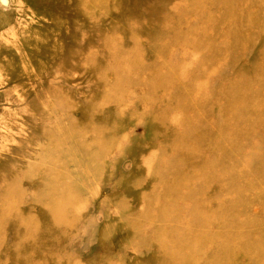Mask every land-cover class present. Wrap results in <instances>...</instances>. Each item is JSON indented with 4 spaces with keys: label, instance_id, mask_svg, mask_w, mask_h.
<instances>
[{
    "label": "rangeland",
    "instance_id": "374dc122",
    "mask_svg": "<svg viewBox=\"0 0 264 264\" xmlns=\"http://www.w3.org/2000/svg\"><path fill=\"white\" fill-rule=\"evenodd\" d=\"M263 58L264 0H0V264H264Z\"/></svg>",
    "mask_w": 264,
    "mask_h": 264
},
{
    "label": "bare ground",
    "instance_id": "6f19581e",
    "mask_svg": "<svg viewBox=\"0 0 264 264\" xmlns=\"http://www.w3.org/2000/svg\"><path fill=\"white\" fill-rule=\"evenodd\" d=\"M230 3V2H229ZM200 4V3H199ZM196 6V5H195ZM253 18H251L250 20H251V23H252V21L254 22V19L252 20ZM248 21V20H247ZM218 24V23H217ZM221 24H223V23H221ZM214 25H216V24H214ZM222 28V27H221ZM232 29V28H231ZM233 30V29H232ZM218 31H220V30H218ZM231 32V31H230ZM229 32V33H230ZM233 35V34H232ZM234 37V36H233ZM179 39V38H178ZM232 45V44H231ZM186 46H188V45H186ZM196 47V46H195ZM197 48V47H196ZM230 48V47H229ZM199 49H201V47H199ZM213 49V48H212ZM203 51V50H202ZM211 53V52H210ZM207 54V53H206ZM263 60H264V58H263ZM262 61V60H261ZM264 62V61H263ZM260 64V63H259ZM262 67V66H261ZM258 69H259V67H258ZM264 69V68H263ZM263 69H261V70H263ZM260 71V70H259ZM262 72V71H261ZM260 72V73H261ZM263 73V72H262ZM244 79V78H243ZM264 79V78H263ZM240 80H242V79H240ZM239 80V81H240ZM249 80V79H248ZM244 81V80H243ZM261 81V80H260ZM245 82V81H244ZM251 82V81H250ZM263 82V81H262ZM252 83V82H251ZM234 84H236V83H234ZM243 84V83H242ZM260 84V83H259ZM243 89V88H242ZM245 89V88H244ZM243 89V90H244ZM255 96V95H254ZM220 128V127H219ZM213 142V141H212ZM222 142V141H221ZM215 147V146H214ZM251 161V160H250ZM250 161H249V163H250ZM251 164V163H250ZM204 174V173H203ZM214 179V181H213V186L212 187H221L222 186V183H221V181H220V179H216V178H213ZM204 185H209V183H206V184H204ZM203 185V186H204ZM224 186V185H223ZM211 189V188H210ZM224 189H226V190H230L231 191V189H232V187H227V186H224ZM207 191L208 190H206L205 192L207 193ZM209 192H210V190H209ZM204 193L202 192L201 194H200V196H203L204 197ZM24 232V231H23ZM24 242H25V244H26V236L24 235ZM21 241H23V240H21Z\"/></svg>",
    "mask_w": 264,
    "mask_h": 264
}]
</instances>
